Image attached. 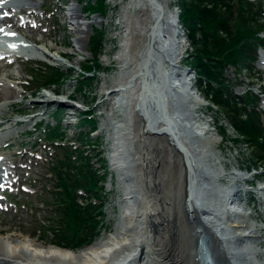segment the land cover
Here are the masks:
<instances>
[{
	"label": "rangeland",
	"instance_id": "rangeland-1",
	"mask_svg": "<svg viewBox=\"0 0 264 264\" xmlns=\"http://www.w3.org/2000/svg\"><path fill=\"white\" fill-rule=\"evenodd\" d=\"M22 2L28 6L22 8L23 12L19 13V17L28 18L30 20L28 24L33 26L21 27L14 31L22 42L28 43V47L19 49L16 63L5 65L7 60L12 58L10 56L0 61V64H3L0 65V89H11L8 99L0 100V103H4L0 111V165L6 168L9 174L8 186L5 192H2L6 197L2 198L4 207L8 208H0V239L3 240V244L7 246V242H10L20 245L36 241V243L42 242L41 244L46 247L52 244L77 250L85 248L99 236H108V234H114V237L119 233L124 237L130 234L144 236L145 225L140 222L138 215L145 210L144 205L147 200L151 199V202L161 203L172 221L181 225L182 231L179 235L174 225L171 231L166 230L165 241L173 247L182 246L177 249H182L185 254L187 252L185 258H190V264H193L190 255L193 254L195 237L188 233L191 219L184 215L181 202L184 172L181 170L180 160L174 150L170 151L172 155L170 158L175 164L178 163L177 167L171 166L165 169L162 182L158 181L160 183L156 185L152 183V180H156L154 179L156 172L151 171L153 177L150 178V185L147 184V169L143 163V155L145 151L149 157L157 155L158 147L153 143L154 141L149 142L148 139L143 138L144 135L141 136L134 131V124L136 125L138 120L133 124L130 118H126L128 117L126 101L120 98L116 100L115 92L109 93L111 85L121 82L125 77L123 75L138 61L140 49L138 40L142 30L140 19L135 13L142 8L143 3H138L137 0H105L104 11L99 9L90 11L88 5L90 3L96 5L97 0H23ZM254 4L260 8L258 14L261 18H258V23L260 29H264V0L254 1ZM166 5L177 13L178 20L182 14L180 0H168ZM70 13L78 16L82 23H76V19H69L67 15ZM165 22L162 20V27L165 26ZM238 25L239 22L236 23V26ZM178 27V31L181 32L180 44L182 43L178 59L179 70L187 69L192 92L187 96L181 89L182 96L176 94L173 98L170 92L172 88L167 84L164 90L160 89L157 104L162 111L171 113L172 126L174 125L173 127L180 132L178 135L190 144L192 158L188 153L187 157L189 160H194V164L197 165L195 167L198 168V172H195V167L190 164L194 171V194L200 200L198 202L200 208L207 205L214 210L220 221L227 223L224 229L226 231L231 230L228 223V218H231L230 212L223 202L227 200L228 193L236 191V201L244 202L248 211H252L251 216L256 221V228H259V231L257 229L255 231L258 234L257 238L244 240L238 236H231L232 240L228 238L227 241L228 250L226 253L219 250L220 254L233 264H259L258 262L264 264V166L260 168L255 149H251L233 127L226 110L218 107L212 100L211 95L215 94L216 89L208 96L201 91L205 83L203 81L200 85L197 82L195 69L186 60L195 50L183 24H178ZM10 28L14 29V27ZM158 38L159 35L154 37L159 57L163 59V68L168 65L164 60H167L166 56L171 53L174 45L173 42H169L171 38L166 42ZM197 38L200 39L199 34ZM262 42L263 46L256 50L255 60L250 62L249 66L235 69L227 65L223 70L222 78L228 92L224 93L226 94L224 97L231 96L237 101H242L248 96L247 94L252 97L253 100L246 106V110L254 108L260 114L261 127L264 128V103H262L264 69L260 63L261 57L264 56V35ZM38 47L48 50V54L54 57L60 55L62 62L54 60V57L40 55L37 51ZM94 47L97 49L94 50ZM88 66L92 71L85 75L86 78H80V69H87ZM38 68L48 71L47 77L42 79L46 87L41 89L37 88V83L33 82L30 75L38 72ZM169 72L170 70L164 72L165 78L170 76ZM51 73H54V77H51ZM55 78H59L58 83ZM42 95L60 98L62 101L43 102ZM193 98L200 100V104L195 105L194 110L188 100ZM56 109L60 110L55 112ZM85 110L93 114V123L97 125V130L92 133L93 135L90 134L89 143L95 144L93 148H88V142L84 140L81 142V148L85 149L84 154L91 157L88 163L99 175L104 174L100 168L102 162L105 163L107 171L104 180L98 183L102 187L99 192L103 195L104 205L101 209L102 213L95 216V220L97 218L100 221L90 237H87L88 228L82 229L80 235L71 236L55 230L58 226L55 224V207L51 204V200L60 199V194L54 179L46 174L57 156L62 157L64 152L60 145L47 144L41 129L34 130L35 123L39 121L43 120L44 125L46 122L58 119L56 122L60 123L61 129L66 133L65 140L74 143L70 147V151H73L78 146L79 132L84 130L82 133L85 134L91 128L88 124L80 123V118L83 117L81 115ZM193 111L207 120L211 129L208 135H214L210 137L213 138L212 140L189 123ZM241 111L244 117L245 111L242 109ZM140 139L144 141V148H139L142 147L141 141H138ZM77 153L73 152L74 157ZM160 154L159 152L158 155ZM233 172L241 174L245 179L235 178ZM209 174L213 176H208ZM229 180L233 187L229 186L226 190ZM77 191L76 194L79 195ZM79 196L84 198V195ZM146 228L149 231L148 236H151L148 242L152 243L153 236L157 234L156 228L150 226ZM159 236L157 235V238ZM85 237L87 238L83 241ZM144 240L147 238L145 237ZM224 240L226 241L227 238ZM81 241L83 243L76 246L75 243ZM241 244L244 248H241ZM194 259L197 263L195 256ZM162 261L161 264H169Z\"/></svg>",
	"mask_w": 264,
	"mask_h": 264
},
{
	"label": "bare ground",
	"instance_id": "bare-ground-1",
	"mask_svg": "<svg viewBox=\"0 0 264 264\" xmlns=\"http://www.w3.org/2000/svg\"><path fill=\"white\" fill-rule=\"evenodd\" d=\"M153 1L155 2V4L149 3L147 0H137L138 3H143L142 8L138 9L137 12L135 13L137 18L140 19L139 23L142 30L138 40L140 44L139 58L138 61H136L135 65L132 67V69L129 72H127L125 75H123L125 77H123L124 79L121 82L115 85L114 84L111 85V90L109 93L115 92L117 97L119 94L121 95L120 100L126 101L127 103L126 105H128V109H129L128 114H131L130 117H126V118L128 119L130 118L133 124L134 122H136L135 120H138V123L136 125L134 124L135 127L134 131H137V133L140 134L141 136L144 135L143 138L145 140L148 139L149 142L154 141L153 143L157 145L158 150L161 153L160 155H158L159 153L158 152L157 155L154 154L153 157H149L146 155L147 152L145 151L143 155L144 156L143 163L147 169V174H146L148 181L147 184L150 185V178L153 177V175H151L150 173L151 171L156 172V174L154 175V177L156 178L154 179H156L157 181L152 180V183L156 185L157 183L158 184L160 183L158 181L162 182L165 176L164 173L166 172L165 169H168V167L171 166L175 167L178 164V163L175 164L174 160L170 158V156H172L170 155V151L174 150L173 152L176 153L175 155L180 160L179 164L181 165V170L184 172L181 202H182L184 215L188 216V218L191 219L190 220L191 228L190 230H188V233L193 236V233H190V231L193 230L195 224L199 223V225L202 226L203 228L202 230L204 232L211 235L213 239H216L214 240L215 244L221 242L220 249L226 253L227 250L225 248L224 250L222 249V243L229 241L228 238L232 240L231 236H238L243 238L244 240L247 239L251 240L257 238L258 234L255 233L257 229L256 221L251 216L252 211L250 210L248 211L247 207L245 206V203L244 202L240 203L236 201L237 200L236 191H234L231 194L228 193L226 196L227 200L223 201L225 205H227V210H229L230 212L228 213L231 216L230 219L228 218L229 220L228 223H230L229 226L231 228L230 231L224 230L225 224L227 223L225 222L223 223L222 221H220L219 216H217L213 212L214 210H212L209 206L203 205L200 208V205L193 198H191L187 202V205L189 206L190 209L187 210L185 207L184 194L186 191L185 186H187V184L189 183L188 175H190L192 183L195 180L193 177V167H191L190 164H193L194 167L197 165L194 164L193 162L194 160H189L188 164L186 165L188 167L187 168L188 170L184 168V165L182 163V154L179 148L181 147V150L185 153V159L188 161L187 153L190 157L192 155L190 150L191 149L190 144L186 142L183 138H181L178 135L180 132L177 130L176 127H173L174 125L172 126L171 115H170L171 113L162 111L159 108L158 104L156 108H154L153 105H154V99L157 100L156 98L160 94V89L161 91L164 90L167 84H168L167 86L172 88L170 92L173 98L176 94L179 95V97L182 96L181 95L182 93L180 92L181 89H183L186 92L187 96H189L192 91H191V86L189 84L187 69L179 70L180 67L178 65L179 64L178 59L180 57L179 54L181 52L180 48H182V43L180 44L181 32L178 31L179 27L177 26L176 12L170 9L168 5H166V1L168 0H153ZM11 10L13 9L12 8L6 9V11L8 12H10ZM67 17L71 20L76 19L75 21L76 23H82L80 18L78 16H74L73 13L68 14ZM162 20L166 21L164 27H162L161 25ZM10 23L15 24L13 17L11 15H3L2 19L0 20V26L1 25L4 26L6 24L8 25ZM152 32L153 35L151 37L150 33ZM157 35H159L158 40L162 42H166L168 41L167 39L171 38V41L169 42H173L174 45L173 49L171 50V53L166 56L167 60H164V63L166 64L167 62L168 65L163 68H162L163 59H160L159 50L155 45L156 40L154 39V37L156 38ZM18 45L23 46L21 43ZM149 48L151 50V56L153 58V61L150 63V66L154 64V68L152 69V71L151 68L147 69L146 79L147 80L149 79V81L147 82L148 84L149 82H151L150 84H152L153 88H149L146 85L145 92L149 94H145L142 97L141 95L142 87L140 86L141 85L140 83L143 79V75H144L143 66L147 59V52ZM37 51L39 52L40 55H44L46 57H54L53 55L48 54V50L46 49H42L38 47ZM0 53L7 54L5 51L2 50H0ZM60 57L61 56L58 55L54 57V60L62 62ZM261 58L262 61H264V56ZM168 70H170L169 72L170 76L165 78L164 72ZM155 94H157V96H155ZM10 95H11V89H7V88L0 89V100H7ZM117 97H115L116 100L119 99ZM150 97H152L153 100L152 99L150 100ZM142 98L144 99V101ZM41 99L43 102L62 101V99L60 98H53L47 95H42ZM188 100H190L191 105L193 106V110L195 105L200 104L199 99L193 98ZM3 106L4 103H0V111H2ZM157 112L160 114L161 118L157 115ZM191 119L192 120L189 123L193 124V126H195V128L198 129L204 136L206 135V137L209 138V140L213 139L210 138L211 136H214L213 134L211 135L209 134L210 136L208 135V132L211 129L209 128L207 120H204L202 117H199V115L195 114V112L193 113V116H191ZM138 141H141L140 143H142V147L139 146V148H144L145 147V144H143L144 141L142 139ZM166 147H169V149H166ZM215 163L214 165H216ZM194 169L195 172H198V168L195 167ZM173 170L174 169H171V171ZM189 172L191 174H188ZM232 174H234L235 178L237 177V178L245 179V177L239 173L233 172ZM208 176H213V175L209 174ZM3 180L6 179L3 178ZM3 180L1 179V174H0V188L2 187L1 182H3ZM231 185L232 182L229 180L228 183L226 184V190L229 189V186L231 187ZM230 191L231 190H229V192ZM150 200L151 199L147 200V203L144 205L145 210H142L138 215L140 222L141 223L143 222L145 225L143 231L144 236L142 235L134 236L130 234V236L124 237L123 234L120 236L119 233L118 235L116 234V237H114V234L113 235L108 234V236H99L85 248H81L77 250L66 249L65 247L56 246L52 244H49L46 247L43 244H41L42 242L36 243V241H31V243H29L31 245L27 243L14 245V244H10V242L9 243L7 242L8 245L5 246L3 244L4 243L3 240L0 239V264H161L160 263L161 260H163L162 261L163 263L167 262L169 264H190V260H189L190 258L189 259L187 257L185 258L187 252L185 254V252L182 249H177V248H181L182 246L173 247L172 245H168V243L165 241L167 238L166 230L168 232L171 231V227L173 228L174 225V227L176 226V230L179 235V232L181 234L182 231L181 225L177 224V222L172 221V219L165 212V208L161 205V203L158 204V202H151ZM162 201L163 204L165 205L164 200ZM147 226L156 228L154 229L157 234L153 236L152 243L148 242L151 236H148L149 231H147L148 229L146 228ZM158 226L159 228H157ZM157 235L160 236L157 238ZM145 237L147 238V240H144ZM224 238H227V240L225 241ZM192 248H193L192 250L193 254L190 255L192 257L191 258L192 263L197 264L194 259V256H196L197 254L194 249V243ZM241 248H244L242 244H241ZM20 251H24L25 253H19ZM27 251L29 253H26ZM220 252H214V259L216 261V264H233L232 261H230L232 262L230 263L229 260L228 261L225 260L223 254H220ZM254 252H255V246H254ZM258 263L263 264L262 262H258Z\"/></svg>",
	"mask_w": 264,
	"mask_h": 264
},
{
	"label": "trees",
	"instance_id": "trees-1",
	"mask_svg": "<svg viewBox=\"0 0 264 264\" xmlns=\"http://www.w3.org/2000/svg\"><path fill=\"white\" fill-rule=\"evenodd\" d=\"M180 5L182 14L179 19L188 31L189 41L195 50L186 60L195 69L197 82L200 85L203 81L205 83L201 91L208 96L216 89L215 94L211 95L212 100L218 107L226 110L233 127L242 135L245 143L251 149H255L260 167H263L261 164L264 163V128L261 127L260 115L254 109L246 110L245 105L250 100V96L242 99L243 105H241L242 101L238 102L231 96L224 97L226 95L224 93L228 92L222 78L223 70L227 65L235 69L247 66L260 45V35L264 33V29L259 27L258 18L261 16L258 14L257 6L248 0H189V2L180 0ZM87 8L90 11L98 9L104 11L105 0H97L96 5L90 3ZM237 22H239L238 26H236ZM91 71L90 66L83 69V72L79 73L80 78H86L85 75ZM43 76L39 74L36 79H42ZM51 77H54V73H51ZM57 80L59 78H55V81ZM240 108L245 111L244 117ZM89 115L90 113H85L84 117L80 118V123L88 124L91 130H94L96 125L93 123L94 120L88 117ZM45 135L50 140L56 138L62 140L63 132L59 131L57 125H48ZM90 139L89 132L79 133L80 145L84 140L88 142V148H93L95 144L89 143ZM66 146H61L64 152L62 157L57 156L53 165L49 167L60 194V199L51 200V204L55 207V224L58 226L55 230L71 236L80 235L82 229L88 228L87 237H90L100 221L97 218L95 220V216L102 213L101 209L104 205L103 195L99 192L102 187L98 183L104 180L107 174L106 165L101 158L100 168L104 174L99 175L97 170L89 165L90 158L84 154L85 149H81L82 145L75 147L73 151H70L72 145ZM77 149L79 150L76 151ZM73 152H78L75 157ZM78 189L88 194V199L77 195ZM91 198L96 200L92 201ZM83 241L75 243L76 246Z\"/></svg>",
	"mask_w": 264,
	"mask_h": 264
},
{
	"label": "water",
	"instance_id": "water-1",
	"mask_svg": "<svg viewBox=\"0 0 264 264\" xmlns=\"http://www.w3.org/2000/svg\"><path fill=\"white\" fill-rule=\"evenodd\" d=\"M149 3H153L155 4V2L153 0H147ZM151 34V37L153 35V32L150 33ZM152 62V58H151V50L150 48L148 49V52H147V59L145 61V64L143 66V72H144V75H143V79L141 81V87H142V92H141V95L143 97V95L145 94H149L147 92H145V86L147 85L149 88H153L152 87V84H150L151 82H148L149 79L147 80L146 79V71L147 69H150L151 68V71L152 69L154 68V64L152 66H150V63ZM145 78V79H144ZM140 96V95H139ZM155 96H157V94H155ZM143 99V98H142ZM153 100L152 97H150V100ZM158 99V97L156 98ZM144 101V99H143ZM154 108L157 107V100L154 99ZM157 115L161 118L160 114L157 112ZM180 147V146H179ZM180 152L182 153V163L184 165V168L186 170H188L187 168V164L189 161H187L185 159V153L182 152L181 150V147L179 148ZM188 174H191L190 172ZM189 176V183L187 184V186H185V194H184V204H185V207L187 210H189V206L187 205V202H188V199L190 198V195H191V192H192V182H191V177L190 175ZM193 180V179H192ZM202 226L199 225V223L195 224L194 227H193V230H194V234H195V252L197 253V257L199 259V264H205L206 263V260L210 261V262H213V264H216V261L214 259V252H218V249H217V245L214 243L213 239H212V236L209 235L208 233L204 232L202 230ZM203 254V256H202ZM205 254V255H204Z\"/></svg>",
	"mask_w": 264,
	"mask_h": 264
},
{
	"label": "snow or ice",
	"instance_id": "snow-or-ice-1",
	"mask_svg": "<svg viewBox=\"0 0 264 264\" xmlns=\"http://www.w3.org/2000/svg\"><path fill=\"white\" fill-rule=\"evenodd\" d=\"M0 2H2V0H0ZM0 31H3V29H0Z\"/></svg>",
	"mask_w": 264,
	"mask_h": 264
}]
</instances>
